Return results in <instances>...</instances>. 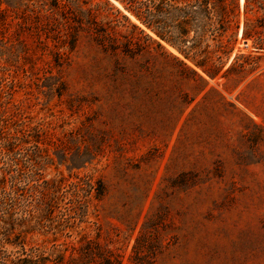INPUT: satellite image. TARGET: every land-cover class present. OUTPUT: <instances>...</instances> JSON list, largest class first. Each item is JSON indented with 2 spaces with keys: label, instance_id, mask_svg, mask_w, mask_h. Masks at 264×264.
<instances>
[{
  "label": "rangeland",
  "instance_id": "1",
  "mask_svg": "<svg viewBox=\"0 0 264 264\" xmlns=\"http://www.w3.org/2000/svg\"><path fill=\"white\" fill-rule=\"evenodd\" d=\"M109 1L88 6L100 34L0 23V264H69L88 241L120 264H264V0L210 40L234 69L198 70L203 92Z\"/></svg>",
  "mask_w": 264,
  "mask_h": 264
},
{
  "label": "trees",
  "instance_id": "2",
  "mask_svg": "<svg viewBox=\"0 0 264 264\" xmlns=\"http://www.w3.org/2000/svg\"><path fill=\"white\" fill-rule=\"evenodd\" d=\"M96 0H0V23L7 25L16 23L26 25L36 30L53 28L60 33V29L73 26L83 28L85 25L93 26L96 34H100L101 28L95 17L93 8ZM113 1V0H112ZM120 2L128 12V15L137 24L143 25L154 37L166 42L184 59L178 60L186 70L191 72L202 83V92L208 88V82L198 70L207 78L214 80L217 77H227L234 69V64L224 70L226 62L223 56H215L217 51H210V40L217 41L218 51L223 47L222 37L227 31V26L233 24L235 33L238 29V3L237 0H116ZM241 1V0H240ZM245 1V0H244ZM114 11L115 8L109 0H103ZM118 4L117 2H115ZM119 3V4H120ZM78 4V5H75ZM118 4V5H119ZM120 4V5H121ZM121 5V6H122ZM125 11V10H124ZM120 14L119 10L117 11ZM10 20L8 21V19ZM126 20V18L124 16ZM141 23V24H140ZM141 25V26H142ZM142 26V27H143ZM133 27L151 39L148 34L138 26ZM156 35H154L153 33ZM194 36L191 37V33ZM218 34V35H216ZM244 38L250 37L247 28L243 32ZM255 37V36H254ZM79 35L77 31L71 34L69 39L70 49L77 46ZM235 41L229 51L230 58ZM166 44V45H167ZM257 51H264L262 39L255 42ZM158 46L162 48L161 43ZM169 46V47H170ZM105 47V46H103ZM115 53L119 48L116 45L106 47ZM172 48V49H173ZM132 55L128 48L123 50ZM186 61L192 63L193 67ZM96 198L100 199L105 193V185L99 181ZM94 242L88 241L82 249L79 257H72L69 264H95L97 258L100 264H120L113 256H104L99 251H94L91 246ZM98 244H95L97 246ZM111 252V251H110ZM109 252V253H110ZM47 258L35 260L32 258H19L15 264H45Z\"/></svg>",
  "mask_w": 264,
  "mask_h": 264
},
{
  "label": "bare ground",
  "instance_id": "3",
  "mask_svg": "<svg viewBox=\"0 0 264 264\" xmlns=\"http://www.w3.org/2000/svg\"><path fill=\"white\" fill-rule=\"evenodd\" d=\"M115 1V0H114Z\"/></svg>",
  "mask_w": 264,
  "mask_h": 264
},
{
  "label": "water",
  "instance_id": "4",
  "mask_svg": "<svg viewBox=\"0 0 264 264\" xmlns=\"http://www.w3.org/2000/svg\"><path fill=\"white\" fill-rule=\"evenodd\" d=\"M116 1V0H115Z\"/></svg>",
  "mask_w": 264,
  "mask_h": 264
}]
</instances>
